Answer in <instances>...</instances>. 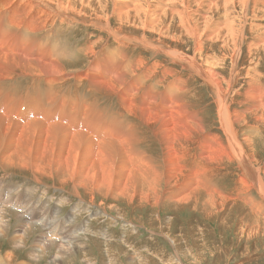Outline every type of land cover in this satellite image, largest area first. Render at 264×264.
<instances>
[{"label": "bare ground", "instance_id": "6f19581e", "mask_svg": "<svg viewBox=\"0 0 264 264\" xmlns=\"http://www.w3.org/2000/svg\"><path fill=\"white\" fill-rule=\"evenodd\" d=\"M262 67L264 0H0V241L30 264L89 244L141 264L130 237L105 238L114 216L123 236L171 244L180 212L264 234ZM221 172L236 193L214 185ZM195 231L153 254L192 264ZM14 253L0 264H21Z\"/></svg>", "mask_w": 264, "mask_h": 264}, {"label": "rangeland", "instance_id": "374dc122", "mask_svg": "<svg viewBox=\"0 0 264 264\" xmlns=\"http://www.w3.org/2000/svg\"><path fill=\"white\" fill-rule=\"evenodd\" d=\"M257 13L260 14L259 11ZM252 29L255 28L252 27ZM262 69L264 71V67H262ZM213 116V113H208L209 118H212ZM259 159L261 162H264V160H261L262 154L259 155ZM222 170H224L228 174H230L231 172L236 174L238 173L237 169H234L233 166H227ZM228 174H224L221 172V178L216 179L214 185L220 188L223 192L232 195L238 191V185H229L233 182V179L232 176H229ZM16 181L20 182L22 180L17 179ZM233 200L236 201V199ZM236 203L246 206L248 212H250L249 205H246L241 201H237ZM65 209L66 210H64L63 212L65 214L62 215H66L70 211L71 205L67 206ZM244 210L246 211V209ZM158 214L161 215V218H163V212L161 214ZM165 219L167 220L166 224L169 227L170 217H168V214ZM174 219L177 224H175L174 234L171 233V236L176 239V244H171V241L167 239L165 233H149L147 227L140 229L134 236H131L133 234L132 232L130 233V235L123 236V224H129L127 222H123L118 216H114L112 218V228L108 229L109 232H107L105 238L107 239V237L110 236L112 237L111 239H109L110 243L116 245H123L126 248L128 244L124 243V241L119 242V240H123V238L130 237L129 244H132L135 247V250L130 254L131 257L137 258L139 255L145 254L151 257H145V260L139 261L142 262L141 264H162L164 261L155 256L156 252H160V256H163L165 259L171 258L173 255L176 254L178 250L177 245H182L184 247L183 243H180L181 235L175 231H189L192 228L196 231L191 233L186 232L184 234V236L186 237L183 239V242L188 247H191L190 250L192 253L191 255L189 250H185L184 255H182L183 260L185 262H191L192 264H264V234H256L252 237H248L247 235H240V231H238L232 223L224 224L221 220L218 221V219L210 221L201 217L200 214L195 215L191 214L190 212H180L178 214V218ZM84 220H86V217L80 219L81 224H83L82 222ZM133 220L137 224L139 223L141 226L140 221L134 218ZM98 223L94 224L96 228H107L103 227V225L100 223L98 225ZM201 224H204L206 234H203V232H198L197 229L201 228ZM207 230H209L208 233ZM37 234H40V231H38ZM151 234H153V238H156L157 241L153 244ZM45 237L47 238V236H44L43 238L45 239ZM8 240L9 239L0 241V252L5 254L7 252L11 253L13 251L15 252L14 254H16V259L18 260V262H22L21 264H30L26 250L25 252L23 250H12V247L14 246ZM88 248L90 249H87L86 252L79 251L76 254L67 257L62 264H91V262L87 261V257L89 256L94 259L95 264H109V262H103L101 256H99L97 247L95 245L89 244ZM150 250H152V252H150ZM153 251L155 252V254H153ZM164 255H167L168 257H165ZM136 262L123 260L122 264H136ZM42 264L45 263L43 262Z\"/></svg>", "mask_w": 264, "mask_h": 264}]
</instances>
